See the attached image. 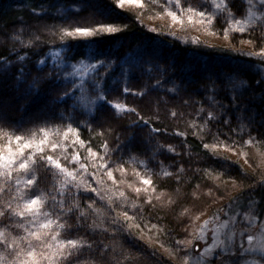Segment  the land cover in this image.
<instances>
[{
    "label": "snow or ice",
    "instance_id": "obj_1",
    "mask_svg": "<svg viewBox=\"0 0 264 264\" xmlns=\"http://www.w3.org/2000/svg\"><path fill=\"white\" fill-rule=\"evenodd\" d=\"M87 2L88 0H71L72 7H57L63 5L64 0H54L52 7H56L59 18L67 23L71 20L67 13L78 15ZM243 2L247 5V21L236 18L230 7L231 0H210V3L209 0H164L163 7L173 21H179L180 15L186 14L189 22H192L194 17H199L200 23L211 26L219 15L226 23L232 21L238 25V31L241 33L246 30L247 24H254L256 21H260V28L264 32V0ZM124 3L125 0H119L117 7L122 9ZM33 13L43 17L48 13V9L42 5L41 11L33 10ZM72 24L76 26L73 27ZM72 24L59 28L53 34L58 35L61 41L66 38H91L81 43L82 48L95 44L98 38L115 36L123 30L114 23H100L88 27L81 26L79 21H73ZM230 30V27L225 28V32ZM20 31L24 32L27 40L21 39L19 35L11 36L10 39L18 42L26 51L22 54L14 47L11 52L16 61L8 58L0 60V84L7 79L13 93L18 95L21 87H26V98L45 94L47 102L40 109L36 119L30 121L36 125L37 134L34 129L13 125L8 114L10 100L0 95V133L4 139V144L0 145V264H121V258L128 259L131 264L130 258L125 257V243L134 246L136 238L128 226V221L134 218L143 220L142 212L134 211L133 215L129 216V211L125 209L116 213L111 197L107 203V208L112 213L110 216L106 217L100 209L94 207L97 201L103 202L106 199L97 187L92 186L102 184V181L96 178L97 174L106 175L115 184L114 171L123 173L126 172L123 165L135 164L142 165L149 174L176 177L179 183V177L185 170L183 165H164L157 158L164 153L174 156L181 153L171 145L159 143L156 137L162 131L168 134L167 130L155 127L154 122L140 116L136 108L128 107L123 101L129 95L143 99L152 92H162L156 101L157 106H167L170 102L166 98L168 96L173 100L180 98L181 105H177V108L195 106V112L184 113L168 109V113L174 119L190 116L191 121L186 119V123L193 134L198 135L199 131L210 134L214 145L224 143L220 140L221 135L231 139L228 133L223 132V128H228L229 132L237 136L248 133L247 144L256 142L249 127L255 123L256 115L249 114L251 110L242 100L245 90L258 91L261 104L264 105V64H250L248 68L225 73L219 79L207 78L208 83L203 86L204 100L198 101L191 96L189 99L180 96L186 89L183 82L180 85L175 82L174 61L162 69L157 58L145 52H133L127 54L126 58L101 56L98 50H91L87 55L74 54L69 62L71 70L61 73L59 69L64 68L65 64L60 59V53L49 51L48 55L52 57L56 68H37L36 65L46 63L45 59L38 58L33 65L36 72L33 75V70H29L25 63L29 59L28 52L39 57V49L46 41L41 39L38 28L34 31L21 28ZM151 31L155 32V29ZM64 47L73 50L75 45L65 43ZM257 55L264 61V45ZM248 72L253 73L250 78L247 76ZM69 77L76 79L66 83ZM133 81L140 83L141 88L133 89ZM221 92L227 94L228 104L217 99ZM106 112L112 115L135 114L137 120L127 125L129 132L141 124L149 128L152 135L144 140V144L149 146V151L152 152L150 159L160 169L159 172H154L148 167L147 161H142L133 154L136 139L134 134L129 135L126 142H121L117 134L113 147H109L107 140H102L103 156L89 146L87 157L101 161L94 171L89 172L88 165L81 162L79 153L75 151L76 147H84L86 143H90L80 138V130L91 131V125L96 123L99 128L104 129L96 133L98 136L103 138L105 132L111 136V127L105 128V123L101 120V116ZM260 119L261 127L264 128V113L260 114ZM213 126L222 127L213 132ZM50 131L53 138H49ZM70 134L73 147L71 156L60 139L63 136L64 140H68ZM171 134L186 137L185 132ZM261 136L264 137V132ZM234 144L235 141H232V145ZM202 147L208 150L206 155L210 159H224L217 157L214 148L209 144L202 143ZM185 149V155L191 156L186 144ZM125 151L126 157L123 155ZM116 153H121L120 159L112 160ZM61 159L64 163H61ZM173 167L175 170L169 171ZM41 169L51 177V186L48 189L41 187ZM204 172L206 175L210 174L207 169ZM135 174L139 177V182L147 187H136L134 192L137 195L141 191L147 193L148 188L153 185L151 176L143 178L138 172ZM85 175L88 179H84ZM152 190L155 191V188ZM124 196V192L119 193V197ZM239 199L237 198V201ZM147 202L151 204V198H148ZM255 203L249 200V210L243 213L232 212V205H229L231 214L225 213L223 219L214 214L210 221H206L200 229L201 235L197 238L204 242L202 252L196 245L184 253L189 258V264H264V222L258 221L253 211ZM131 207L137 208L135 204ZM93 216L96 219L89 223ZM98 220L100 224L106 221L113 231L109 232L108 227L100 226ZM258 222L261 223V228L257 235L244 230L237 231L238 224L252 227ZM136 227L139 228L138 223ZM81 230H86L91 236H107L112 243L108 244L104 239L89 240L80 234ZM206 231H211L210 242L204 236Z\"/></svg>",
    "mask_w": 264,
    "mask_h": 264
},
{
    "label": "trees",
    "instance_id": "obj_2",
    "mask_svg": "<svg viewBox=\"0 0 264 264\" xmlns=\"http://www.w3.org/2000/svg\"><path fill=\"white\" fill-rule=\"evenodd\" d=\"M139 2L141 3V6L134 10L128 8L124 9L125 7L122 9L117 7L119 2L116 0H88L87 4L83 6V10L78 15L67 13V15L71 17V20L66 23L63 19L59 18V15L52 13L57 10L56 7H52L54 0H0V60L8 58L16 61V57L11 52L14 47L22 54L26 51L18 42L10 39L11 36L19 35L21 39L27 40V36L24 32L20 31V29L23 28L25 31H34L38 28L40 29L41 39L46 41V43L40 47L39 57L28 52L29 59H27L25 63L29 70H33V75L36 74L33 65L38 58L45 59L46 63L44 65H36L37 68H43L44 70L56 68V65L52 63V60L47 57L49 51L60 53L62 50L64 53L63 56L67 55L70 60L74 54L77 56L87 55L91 50H98L101 56L125 58L127 54L133 52H145L156 57L157 62L160 63L162 69L168 67L169 63L174 61L175 82L177 85H180L181 82H183V87L186 89V91L180 93V96L184 99H189L191 96L192 99L203 101V86L208 83L207 78L215 77L219 79L223 74L231 72L229 70L219 72L217 69L215 71V76L214 74L213 76H210L206 75V73H200L197 70L193 71L187 66L188 63L185 62V56L195 52L202 56L222 57L227 54L228 50L221 45L209 48L204 45L184 44L183 42L181 43L180 41H177L175 38L152 32L143 21L148 14H158L157 9H162L164 0H139ZM42 5L44 8L48 9V13L43 17L35 15L33 10L41 11ZM63 6L72 7L71 0H64V4L58 5L57 7ZM234 7L235 6L233 5L232 9ZM145 14L146 16H144ZM73 21H79V24L84 27L100 23H114L119 25L123 30L118 32L115 36L106 35L98 38L95 44L82 48L81 43L84 40L91 38H66L65 41H61L58 35L53 34L61 27H68ZM74 25L75 24H72L73 27ZM213 27L216 28L215 31L217 30L218 33L223 32L221 28L217 27V24L214 23ZM246 37L247 39H253L254 36L252 37V35L248 34ZM230 38L232 39V36ZM65 43L74 44L75 48L69 50V48L64 47ZM252 44L255 45L253 42ZM167 56H169V58H167ZM233 58L231 59H238L237 55L233 56ZM242 64H244V67L241 69H245L248 68L250 64H264V61H261L258 58L249 57L245 60V63ZM252 75L253 73L251 72L247 73L249 78ZM68 81L71 80H66L65 82L67 83ZM154 82L155 81H152V83ZM9 85L10 81L7 79L3 84H0V95H3L5 99L10 100L8 112L9 120L14 126L22 125L25 129L31 128L36 130L38 134L36 125L30 121L36 119L37 114L40 113V109L47 102L46 95L41 94L35 98H26V87H21L20 93L17 95L11 91ZM166 87H171V85H166ZM132 88L140 89L141 84L133 81ZM160 95H162V92H152L149 96L144 97L143 99L129 95L123 102L128 107L136 108L140 116L150 120V122H154L155 127L167 130L168 134H165V132L162 131L156 137L160 144H164L165 146L170 144L173 146L179 142L178 145H180L182 149L177 152H181V155L174 156L164 153L161 155L160 160L163 159L168 165L169 162L174 166L183 165L185 171L184 174L179 177V183L177 182L176 177H166L159 180L156 175L149 173L145 174V172L144 175H146V177L149 175L151 176L153 181L152 187L155 188L156 191L158 190L163 193L161 199H165L163 200V203H160L159 205H156L152 200L151 204L144 200L137 202L140 205H138L137 208H132V204H130V216L133 215L134 211L142 212L143 215V220L134 218L130 220V223L132 224L131 231L135 238L138 236L139 232H141L142 235H145L144 232L148 230L152 234L149 235L151 239L152 236L155 235L158 239L154 238V240L162 246L164 245L165 247H168V253L174 256L173 245L171 244L172 237L174 235L177 236L179 234L178 231L183 226L180 221L182 212L187 209L186 207L196 202L192 200L193 194L197 192L196 190L201 186L208 185L213 177L221 178L225 182L231 180L236 182L242 177L238 174L239 171H242L240 162H234L228 156L221 154L220 152L217 153L215 150H218L221 146L231 145L232 141H235L234 145H236L237 148L244 145L252 148L253 151H262V149H264V137L261 136V133L264 132V128L261 127L260 119V114L264 113V105L261 104L260 93L258 91L245 90L243 92L242 102L247 104L251 110L249 114L256 115L255 123L249 125L252 129L251 135L256 138V142L247 144L246 141L249 139L248 133H244L242 136H237L229 132L228 128H223V132L228 133L231 139H227L224 135H221L220 140L224 141V143L214 145L210 134L203 131H199L198 135L193 134L192 129L189 128L186 123V119L191 121L192 118L190 116L181 119H174L171 118L168 113V109H174L178 112L184 113L195 112V106H181L177 108V105H181V100L179 97L173 100L171 96L166 97L170 101L167 106L163 104L157 106L156 101ZM217 99L225 104L229 103L228 96L224 92H221ZM205 107H207V105H205ZM110 114V112L104 113L101 116V120L106 122L107 115ZM112 116L116 118V129L112 135L113 138L111 137V139H113L112 147L116 144L115 136L117 134H119L121 142H126L127 137L134 134L136 139L134 141L135 147L133 149V154L137 155L140 160L147 161L148 164L151 163L152 160L150 157L152 152L149 151V146L144 144V140L152 135L149 132V128L141 124L138 128L129 132L127 125L137 120L135 114L125 113ZM245 123H247V120H245ZM218 127L222 126H213L212 131L216 132ZM233 127H235V124H233ZM91 129V131L80 130V138L90 143H86L84 147H76L75 151L79 153L81 162H87L90 166L94 165L93 167L95 169V166L99 164V159L87 157V148L90 146L92 150L99 153L100 156L104 155L101 149V144L105 136L101 138L96 134L99 131H104V129L99 128L96 123L91 125ZM257 129H259V131ZM7 131L11 132L12 129H7ZM173 132H185L186 137L172 135L171 133ZM106 133L107 132H105V134ZM0 136L3 137L2 133H0ZM69 136L71 137V134ZM49 138H53V133L51 131L49 132ZM60 139L62 144H64V137L61 136ZM202 143L209 144L210 147L214 148L216 156L224 159H210L206 155L208 150L202 147ZM154 144L155 141H153V145ZM185 144L187 145V149L190 151L191 156L185 155ZM69 152L71 154L73 152L72 144L67 149V153ZM123 155L126 157L127 151H125ZM120 157L121 153H116L112 156V160H119ZM82 158L86 160L83 161ZM230 164L233 168H230V170L227 169V174L224 173V165L228 166ZM197 169H200L201 171L197 172ZM205 169L209 170V175L205 174ZM90 170L91 169H89V172ZM39 176L43 179L45 185L51 181L50 175L46 174L43 169L40 170ZM242 186L244 187L234 194L231 200L225 203L223 206L224 209L229 213L228 206L232 205V212H247L249 210V200H253L256 202L253 206V211L255 212L258 221L264 222V178L252 185H249L248 183L247 185L243 184ZM177 189L179 190L178 192L176 191ZM237 198L240 199L237 201ZM81 200L83 202V197H81ZM234 201L237 202L233 203ZM113 203L114 205L112 204V206L115 207L116 213H120L123 208H125L124 202L122 203L118 200H114ZM117 204H120L121 206L116 207ZM217 214L223 219L224 210L217 212ZM137 223L139 224V228L136 227ZM153 225H155V227H153ZM149 228H151V230H149ZM260 228L261 223L259 222L252 227L237 225V231L244 230L252 235H257Z\"/></svg>",
    "mask_w": 264,
    "mask_h": 264
},
{
    "label": "rangeland",
    "instance_id": "obj_3",
    "mask_svg": "<svg viewBox=\"0 0 264 264\" xmlns=\"http://www.w3.org/2000/svg\"><path fill=\"white\" fill-rule=\"evenodd\" d=\"M119 2V0H116ZM210 3V0H209ZM66 5V4H65ZM235 6L232 9V6ZM141 6L139 0L137 2H129V0H125L123 7L124 9H137ZM65 7V6H63ZM161 7V6H160ZM230 7L232 12L235 14L237 19L247 21V5L243 2V0H231ZM39 12V11H36ZM54 14H58L57 10L52 12ZM49 13V14H52ZM158 14H146L147 21H143L146 26L150 28V30L155 29L154 33L167 35L170 38H175L177 41L183 42L184 44L190 45H204L209 48H214V46H222L226 48L227 54L222 57H209L207 55H198L197 53L193 52L191 54L186 55L185 62L188 63V67L191 70H197L200 73H206V75L215 76V71L222 72L223 70H229L233 72L235 70L241 69L244 67L245 60L247 58H258V53L261 52V46L264 45V32H262L260 28V21H256L254 24H247L246 30L241 33L238 31L239 26L236 25L234 22L229 21L225 22L219 15L215 19L214 23L217 24L218 28H221L223 32L218 33L216 28L213 25L209 26L206 23H200L199 17H194L192 22H189L187 19V15H180L179 21H173L171 17L167 16L166 10L162 5V9H157ZM180 21H183L182 23ZM75 26V25H74ZM230 27L231 30L225 32V28ZM252 29H255L252 31ZM153 32V31H152ZM252 35L253 39H247V35ZM232 36V39L230 38ZM252 40V41H250ZM255 43V45L252 44ZM238 53H251V56L245 55H238ZM64 53L60 52V59L64 61L65 67L59 69L61 73L65 71H70L69 62L71 61L70 58L66 55L63 56ZM236 60H233V56H236ZM240 56V57H239ZM52 60L50 55H47ZM169 58V56H167ZM233 58V59H231ZM55 65V64H54ZM230 68V69H229ZM222 75V73H221ZM75 77H69L67 80H74ZM107 120H105V128L108 126L112 129V135L116 129L115 127V120L114 116L107 115ZM21 121V119H20ZM108 133L105 134L104 140H107L109 147H112L113 139ZM113 138V137H112ZM71 137L69 136L68 140L63 141V145L67 149L71 145ZM178 142V141H177ZM166 143V142H164ZM4 144L3 137L0 136V145ZM179 144V142H178ZM173 145L176 151H180L182 148L180 145ZM227 144V143H226ZM164 145V144H163ZM170 145V144H169ZM232 145V144H231ZM168 146V145H167ZM223 147V148H222ZM71 148V147H70ZM217 153L224 154L228 156L234 162H240V166L242 171H239V176H242L238 181H227L225 182L221 178L213 177L210 180V183L206 186H201L196 190L192 196V200L196 201L194 204L189 205L186 207L187 209L182 212L180 221L182 222L183 226L178 231L177 236L172 237L171 244L173 245V252L174 256L168 253L169 248L162 246L160 243L156 242L154 238L155 235L152 236V239L149 235H152L151 232L146 230L145 235H142L141 232L138 233V236L135 239L134 246H130L125 243V257L130 258L131 264H189V258L184 255L186 250H191L193 246L198 245L201 252L204 247V242L198 240L197 238L201 235L200 229L204 226L206 221H210L213 218L214 214L217 212L224 210L225 213H228L226 209H224V205L227 201L232 199V196L236 194L240 189L244 186L243 184L252 185L253 183H257L264 178V149L262 151H253L252 148L248 146H240L236 147V145L232 146H221L218 150H215ZM73 153V152H72ZM181 153V152H180ZM169 154V153H168ZM71 156V153H68ZM103 156V155H102ZM161 155L157 158L160 160ZM168 157V156H167ZM82 160H86L83 159ZM115 160V159H113ZM164 165H168V163L164 162L161 159ZM101 163V161H98ZM61 163H64V160L61 159ZM88 165V170H95L94 165H89L87 162H83ZM170 164V162H169ZM74 167V166H73ZM148 167L153 169L154 172H159L160 169L155 165L152 161L148 164ZM123 168L126 169V172H119L114 171V176L116 178V183L113 184L110 179L107 178L106 175L102 173L97 174V179L102 181L101 185L93 184V187H97L98 191L106 198L105 201H97L94 207L101 210V212L107 217L110 216L112 213L107 208L108 198L111 197L112 204L114 205V200H118L119 202H124L125 205L123 210L127 209L130 214V204H135L136 206L139 205L140 201L147 202L148 198H151L156 205L163 203V193L160 191H153V187H149L147 193L141 191L139 195L134 192V188L136 187H147L143 186L139 182V177L135 173H139L140 177L147 178L144 175L145 170L142 165L138 166L135 164H125ZM233 166L230 164L228 166L224 165L223 172L227 174L226 170H230ZM143 169V170H141ZM90 170V172H91ZM175 167L170 168L169 171H174ZM241 172V173H240ZM147 174V172L145 173ZM154 174V173H152ZM155 175V174H154ZM157 176V175H156ZM159 180H162L166 177L157 176ZM84 179H88L85 175ZM131 185V187H129ZM51 186V181L44 184L43 179L41 183V187L48 189ZM124 192V197H119V193ZM160 193V194H159ZM88 195H92V193H88ZM191 198V197H190ZM90 202V201H89ZM140 206V205H139ZM96 219V217H92L89 220V223H92V220ZM100 224V221H97ZM130 220L128 221V226L131 229ZM102 227H108L107 222L105 221L103 224H100ZM212 226L210 225V228ZM109 232H112L113 229L108 227ZM151 230V228H149ZM81 235L86 236L89 240H100L104 239L106 243L111 244L112 241L107 236H91L87 234L86 230H81ZM206 239L211 237V231H206L204 233ZM176 237V239H175ZM100 238V239H97ZM179 241L180 243L177 244L176 242ZM210 242V239H209ZM155 253V255H153ZM121 264H129L128 259L121 258Z\"/></svg>",
    "mask_w": 264,
    "mask_h": 264
}]
</instances>
